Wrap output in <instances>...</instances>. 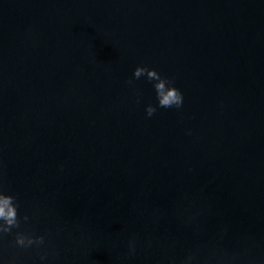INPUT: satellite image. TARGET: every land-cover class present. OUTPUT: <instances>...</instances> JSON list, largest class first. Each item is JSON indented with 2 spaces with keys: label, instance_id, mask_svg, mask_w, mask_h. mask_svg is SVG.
Listing matches in <instances>:
<instances>
[{
  "label": "water",
  "instance_id": "water-1",
  "mask_svg": "<svg viewBox=\"0 0 264 264\" xmlns=\"http://www.w3.org/2000/svg\"><path fill=\"white\" fill-rule=\"evenodd\" d=\"M0 264H264V0H0Z\"/></svg>",
  "mask_w": 264,
  "mask_h": 264
}]
</instances>
